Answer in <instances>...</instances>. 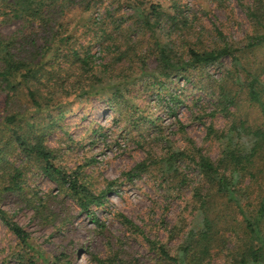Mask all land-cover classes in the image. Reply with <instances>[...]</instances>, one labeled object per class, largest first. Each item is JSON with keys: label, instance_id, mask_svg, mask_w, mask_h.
<instances>
[{"label": "rangeland", "instance_id": "obj_1", "mask_svg": "<svg viewBox=\"0 0 264 264\" xmlns=\"http://www.w3.org/2000/svg\"><path fill=\"white\" fill-rule=\"evenodd\" d=\"M69 1L72 6L69 9L60 8L61 0L53 8L51 24L55 23L59 31L75 29L72 47L91 51L98 64L103 60V44L97 39L96 29L103 18L108 17L109 28L114 29L118 21L123 27L124 24L129 26L133 23L129 16L125 22L118 18L132 15L135 6L155 4L176 16L155 27L160 43L175 47L178 53L191 46L199 49L226 44L243 47L238 55L244 79L249 82L251 77L248 78L247 73L251 72L264 80V44L248 46V36L257 30L247 8L254 0ZM0 27L3 34H15L20 41L25 37L34 39L41 35L43 38L44 34L46 37L49 34L40 24L27 26L24 20L10 15L0 17ZM136 28L135 23L127 32L130 37L125 35L128 43L119 41L122 47L133 48L145 58L144 62L136 63L135 72H127L129 77L125 85L121 84L126 93L122 106L125 116L114 112L119 104L112 100L108 85L112 80L108 75L116 73L105 67H96L92 74L81 79L84 84L58 94L57 101L64 103L61 108L58 102H53L41 111L29 113L35 114L43 123L42 127L48 126L51 120L57 122L48 131L47 144L58 151L59 162L69 172L76 170L80 176L82 174V180L97 194L110 188L114 193L108 194V202L93 205L91 213L83 211L72 196L43 174L36 162H29L17 147L11 148L2 161L10 163V169L23 171L22 189L17 192L5 189L10 177L3 169L0 172V202L30 233L35 251L23 246L0 219V264H109L112 260L119 263L121 259L131 264H155L156 254L145 235L174 249L181 236H176L172 230L194 224L190 196L199 178L196 166L187 159L179 161L184 182L166 180L162 164L155 162L147 171L136 173L134 169L145 160L151 162L153 158L166 155L171 144L181 149L195 145L214 159L220 157L230 140L226 139L223 145L216 133L227 131L232 122L224 112L217 111L215 92L233 60L226 56L215 63L201 65L190 78L174 73L160 92L155 82L146 83L147 76L137 75L142 66L155 68L158 54L156 38L148 31L135 32ZM121 39L124 40L122 35ZM61 61L65 67L62 74L71 76L68 59ZM94 74L98 75L94 77ZM85 86L102 93L82 94ZM7 94L0 89V126L10 111L7 110ZM171 96L179 98L175 101ZM18 98L19 104L26 109L28 99L24 95H17ZM126 105H134L136 113L131 114L132 109ZM62 112L65 115L62 116ZM261 113L257 104L242 97L238 117L262 125ZM8 137L0 135V145L8 141ZM122 215L132 220L137 228L125 224ZM223 262L222 256L212 259L213 264Z\"/></svg>", "mask_w": 264, "mask_h": 264}, {"label": "trees", "instance_id": "obj_2", "mask_svg": "<svg viewBox=\"0 0 264 264\" xmlns=\"http://www.w3.org/2000/svg\"><path fill=\"white\" fill-rule=\"evenodd\" d=\"M59 1L0 0V17L10 15L12 18L22 19L27 26L40 24L49 32L47 37L45 34L43 38L37 35L34 39L25 37L20 41L15 34H3L0 27V89L8 93L6 103L7 110H10L0 126V135L9 136L8 141L0 145V172L6 169V176L10 177L8 184H4L5 189L9 192L22 189L20 179L23 171L19 168L10 169V163L2 161L11 148L17 147L29 162H36L43 174L60 186V190L72 196L83 211L91 213L93 205L109 201L108 194L114 193L111 188L97 194L82 180V174L80 176L76 170L69 172L59 162L58 151L47 144L48 131L57 122L51 120L48 126L42 127L43 123L35 118L34 113L53 102H58V107L61 108L64 103L57 101L58 94L84 84H81V79L92 74L96 67H105L116 73L115 76L106 73L109 74L108 79L112 80L108 83L112 100L119 104L114 112L125 116L122 106L126 93L122 91L121 84L125 85V79L129 77L127 72H135L136 63L144 62L145 58L133 48L122 47L119 41L125 44L129 42L125 35L130 37L127 32L136 23L135 32L141 29L156 38L155 50L158 54V65L153 69L142 66L137 75L147 76L146 83L155 82L160 92L165 89L166 80L174 76V73L190 78L193 71L201 65L215 63L226 56L233 60V65L226 68L227 72L223 74L215 92L217 111L224 112L232 122L227 131L216 133L223 145L226 139L230 140L226 143L228 146L224 145L220 157L214 159L195 145L181 149L171 144L166 155L159 159L153 158L151 162L145 160L134 169L136 173L147 171L155 162L156 165L162 164L161 171L166 180L172 178L181 182L185 181V177L180 171V160L187 159L198 169L197 185H194L190 196L194 224L172 230L173 234L181 236L179 244L173 249L166 243L145 235L150 249L156 254L155 264H213L212 259L216 255L222 256V264H264V80L251 72L247 73L248 78L251 77L249 82L244 79V69L238 55L244 48H236L230 44L203 49L191 46L185 52L178 53L179 50L175 47L173 49L168 44L159 42L155 29L163 20L174 19L176 16L155 4L148 7L133 5L132 15L118 18L125 22L129 16V19H133L131 25L124 24L123 27L117 20L115 28H109L108 17H105L97 27V39L103 44V60L98 64L91 51L72 47L75 29L59 31L55 23L51 24L54 14L52 10ZM69 2L61 0L60 8L69 9L72 7ZM247 8L248 15L257 28L254 34L248 36V46L264 44V0H254ZM219 34L222 35V31ZM48 55L50 57L47 58ZM63 59L70 62L71 76L62 74L65 67L60 62H64L61 61ZM96 75L98 74H94V77ZM118 77L122 78L116 81ZM94 93L101 94L102 91H91L85 86L82 94ZM17 95H24L28 99L26 109L19 104ZM243 96L260 107L262 125H254L237 116ZM178 98L179 96L170 97L175 101ZM129 108L132 109L131 114L136 113L134 105ZM31 110L34 113L29 115ZM63 112L62 116L65 115ZM122 218L125 224L137 228L128 217L122 215ZM0 219L23 246L35 251L30 233L11 216L1 202ZM197 220L200 222L198 225ZM109 264L131 263L121 259L119 263L112 260Z\"/></svg>", "mask_w": 264, "mask_h": 264}]
</instances>
